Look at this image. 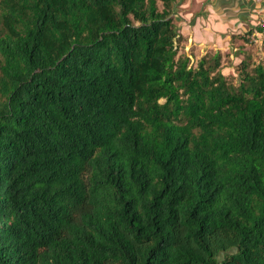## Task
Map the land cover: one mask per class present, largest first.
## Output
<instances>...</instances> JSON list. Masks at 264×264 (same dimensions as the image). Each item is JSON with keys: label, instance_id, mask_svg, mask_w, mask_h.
<instances>
[{"label": "trees", "instance_id": "16d2710c", "mask_svg": "<svg viewBox=\"0 0 264 264\" xmlns=\"http://www.w3.org/2000/svg\"><path fill=\"white\" fill-rule=\"evenodd\" d=\"M176 1L0 0V264H264V64Z\"/></svg>", "mask_w": 264, "mask_h": 264}, {"label": "rangeland", "instance_id": "374dc122", "mask_svg": "<svg viewBox=\"0 0 264 264\" xmlns=\"http://www.w3.org/2000/svg\"><path fill=\"white\" fill-rule=\"evenodd\" d=\"M178 5L174 4L173 13L171 14L172 21L176 26L178 32V41L176 43V48L178 55H185L190 59V65L195 67L198 60L207 55H213L215 52H218L221 57L220 61V71L228 80L229 83L238 84L239 82V70L241 67H246L248 70H251L254 66L259 63L264 64V52L262 54V59L258 58L259 55L250 53L249 57H246V61L242 63V59L238 52H235L234 49H237L238 42L234 40L238 35L232 36V43L230 45V50H223V45L226 46V42L223 40V45H216L215 42L210 41L206 36L207 31V17L202 13H205L203 6L204 2H198L197 0H178ZM158 9H162L161 4L158 2ZM195 19L196 23L199 26H194L190 24L191 19ZM190 19V20H189ZM259 20L256 22V26ZM200 36V37H196ZM264 48V45L262 46ZM248 52V51H246ZM245 57V56H244Z\"/></svg>", "mask_w": 264, "mask_h": 264}, {"label": "crops", "instance_id": "0c3cea01", "mask_svg": "<svg viewBox=\"0 0 264 264\" xmlns=\"http://www.w3.org/2000/svg\"><path fill=\"white\" fill-rule=\"evenodd\" d=\"M197 1L204 2L203 0ZM178 3L177 0L176 4L178 5ZM203 8L205 10V13H202L204 18L205 15H208L206 36L210 41L215 42L216 45H223L226 42V46L223 45V50L226 51L231 49L232 36L238 35L234 38L239 43L238 48L234 51L243 57L242 63L246 61V57L251 55L250 53L261 55L258 58H263L264 38L260 33L261 29L256 26V22L258 18L264 19V0H205ZM190 24L199 26L193 18L190 20ZM251 37L255 40H252Z\"/></svg>", "mask_w": 264, "mask_h": 264}, {"label": "built area", "instance_id": "2783aa9c", "mask_svg": "<svg viewBox=\"0 0 264 264\" xmlns=\"http://www.w3.org/2000/svg\"><path fill=\"white\" fill-rule=\"evenodd\" d=\"M257 27L261 28L260 33L262 34V37L264 38V19L258 21ZM251 38H252V40H255L253 37H251Z\"/></svg>", "mask_w": 264, "mask_h": 264}, {"label": "clouds", "instance_id": "9594fccd", "mask_svg": "<svg viewBox=\"0 0 264 264\" xmlns=\"http://www.w3.org/2000/svg\"><path fill=\"white\" fill-rule=\"evenodd\" d=\"M261 29V28H260Z\"/></svg>", "mask_w": 264, "mask_h": 264}]
</instances>
